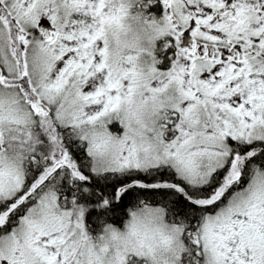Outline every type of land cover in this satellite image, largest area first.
<instances>
[{"label": "snow or ice", "instance_id": "1", "mask_svg": "<svg viewBox=\"0 0 264 264\" xmlns=\"http://www.w3.org/2000/svg\"><path fill=\"white\" fill-rule=\"evenodd\" d=\"M0 264H264V0H0Z\"/></svg>", "mask_w": 264, "mask_h": 264}]
</instances>
